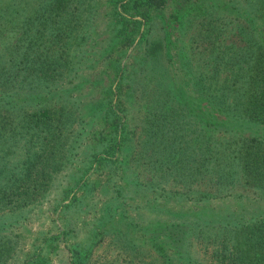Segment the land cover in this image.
I'll list each match as a JSON object with an SVG mask.
<instances>
[{"label":"trees","instance_id":"16d2710c","mask_svg":"<svg viewBox=\"0 0 264 264\" xmlns=\"http://www.w3.org/2000/svg\"><path fill=\"white\" fill-rule=\"evenodd\" d=\"M104 2L107 10L97 19L98 0H0V264L11 250L6 235L25 220L26 204L47 200L55 189L51 187L65 179L77 184L84 178L68 177L62 170L76 154L71 155V149L88 146L71 134L68 141L61 135L70 112L62 103L69 96L60 93L77 59L72 61L75 54L62 43L51 46L57 40L42 30L49 27L61 35L59 31L69 23L74 30H95L100 21L113 24L116 31L110 36L123 44L137 34L131 70L126 69L128 64L117 68L112 86L119 102L122 81L131 88L140 82L139 99L145 95L144 113L134 122L130 116L126 120L127 107L119 104L121 115L108 105L116 122L113 135L100 144L107 153L104 162L119 169L120 179L130 175L127 184L134 192L141 187L154 197H174L201 210L193 219L173 218L164 226V237L154 234L150 245L158 258L163 264H180L187 252L196 253L192 236L208 245L204 247L210 248L211 264H264V0H224L220 4H228L230 10L224 8L218 15L206 8L216 0H198L194 7L205 9L195 18L202 72L180 57L176 68L186 71L178 83L162 70L161 50L169 53L171 40L149 32L155 19L162 26L181 25L195 1ZM66 13H71L70 18L62 17ZM67 19L73 20L65 23ZM256 22L261 25L257 30ZM26 32L32 34L30 40L39 33L51 42L44 49L33 47L23 42ZM52 47L56 57L48 54ZM222 73L224 77H219ZM155 80L160 85L150 86ZM27 88L50 93L49 97L57 94L59 104L53 102V107L42 100L34 108L28 99L33 90L27 94ZM147 90L152 93L146 94ZM79 128L85 133L83 126ZM99 147L88 148L94 152L90 163L99 156ZM138 166L147 176L145 181L136 177ZM121 193L102 204L114 205L113 198ZM246 193L263 207L260 213L252 209L245 217ZM67 230H73L70 224L63 232ZM188 260L202 264L193 257Z\"/></svg>","mask_w":264,"mask_h":264},{"label":"rangeland","instance_id":"374dc122","mask_svg":"<svg viewBox=\"0 0 264 264\" xmlns=\"http://www.w3.org/2000/svg\"><path fill=\"white\" fill-rule=\"evenodd\" d=\"M98 1L97 19L103 15L104 10H107L104 0ZM194 1L186 15L184 14L181 25L175 27V22H165L162 26L161 22L155 19L154 28L149 32L150 36L160 37L161 40L165 36L171 40L169 53L163 48L161 50L164 60L162 70L164 74L168 73L172 76L176 83L186 71V68H176L181 58L195 71L202 67L197 60L196 50L199 48L198 43L201 38L196 35L198 28L195 25V18L205 9L198 10L194 7L198 5L196 3L198 0ZM221 1L224 0H216L215 5L206 7L207 12H216L218 15L223 13L224 8L229 7L230 10V6L220 4ZM66 14L68 15L63 14L62 17L70 18L71 13ZM71 20L73 19L65 23ZM240 21L244 22L242 18ZM255 25V30L261 28L258 22L254 23ZM97 26L99 28L95 30L91 27L74 30L69 23L59 31L62 32L61 35H56L55 30L49 27L42 30L44 35L49 36L53 41L57 40L51 46L57 47L62 43L69 47V52L75 54L71 56L72 61L77 59L76 66L71 67L68 73L69 80L64 82L66 85L62 87L60 93L69 96L62 103L66 104L67 111L70 112L61 135L68 141L71 134L77 141L84 140V144L87 143L88 146L81 148L78 144L73 150L71 149L70 154H76L62 170L68 172V177L81 174L84 178L77 184H74V180L65 179L59 185L51 187L55 189L49 192L50 196L47 200L26 204L28 207L23 210L25 220L22 219L19 228L11 230L6 235L11 250L2 264H71L73 261L78 264H163L150 245L154 234H160L162 238L165 235L164 226L173 218L175 221L193 219L192 215L201 211L193 204L176 202L174 197H168L167 200L154 197L153 193L141 187L138 189L139 192H134L129 189L131 183L127 184L130 175L126 176V180H122L118 174L119 169L112 170L110 163L104 162L107 153L102 150L104 145L100 144L113 135L112 128L116 122L112 114L109 115L108 105L111 104L117 114L122 113L118 109L119 104L127 107L126 120L131 117L134 122L144 113L145 95L139 99L140 93L143 94V85L140 82L136 87L131 88L127 81H122L120 102L117 92L112 89L117 78V68L121 69L128 64L126 69L131 70L129 63L135 54L134 43L137 34H134L131 42L123 44L121 39L110 36L116 31L113 24L100 21ZM141 27L142 25L139 30ZM83 34L87 39H84ZM31 36L32 34L28 32L22 34L23 42H31L34 44L33 47L38 49H44L49 45L47 43L51 42L50 39L44 40L43 35L39 33L35 34L32 40L29 39ZM54 47L48 49V54L56 57L57 52ZM219 77H224V73ZM149 84L150 86L156 84V87L160 85L156 80L150 81ZM32 90L33 92L28 94ZM26 91L34 108L41 106L42 100L53 107V102L59 104L57 94L49 97L50 93L39 94L32 88H27ZM145 93L151 94L152 90H147ZM20 97L24 101L27 99L25 93ZM79 126L84 127L85 133ZM98 147L99 156L90 163V157L94 152H90L88 148L96 150ZM138 169L140 176L136 175V177L145 181L147 176L143 174L140 166ZM117 189L122 193L113 198L114 205H103L105 201L108 203L105 198L118 193ZM263 207L258 206L246 193L245 217L248 212L253 211L252 209H257L253 211L255 214L260 213ZM68 224L73 230L63 232ZM191 240L194 242L192 246L196 253L187 252L188 255L180 258L179 263L190 264L193 260L188 259L193 257L202 264H211L212 260L208 258L210 248L204 247L208 245L203 241H196L192 236ZM180 253L183 254L184 251L180 250Z\"/></svg>","mask_w":264,"mask_h":264}]
</instances>
